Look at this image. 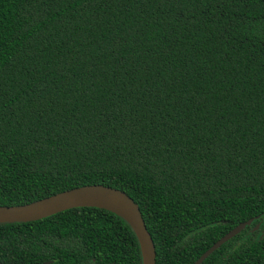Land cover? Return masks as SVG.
I'll use <instances>...</instances> for the list:
<instances>
[{"label": "trees", "instance_id": "1", "mask_svg": "<svg viewBox=\"0 0 264 264\" xmlns=\"http://www.w3.org/2000/svg\"><path fill=\"white\" fill-rule=\"evenodd\" d=\"M101 184L154 264H264V0H0V205ZM3 264H140L116 214L0 223Z\"/></svg>", "mask_w": 264, "mask_h": 264}, {"label": "water", "instance_id": "2", "mask_svg": "<svg viewBox=\"0 0 264 264\" xmlns=\"http://www.w3.org/2000/svg\"><path fill=\"white\" fill-rule=\"evenodd\" d=\"M96 207L119 216L136 239L140 264H154V246L136 203L123 191L101 184H88L63 190L18 205H0V223L26 222L73 207ZM251 219L239 222L205 249L191 264H199L220 244L237 234ZM264 236V232L262 233ZM3 264V263H0Z\"/></svg>", "mask_w": 264, "mask_h": 264}]
</instances>
